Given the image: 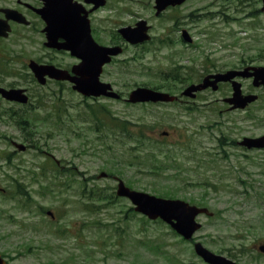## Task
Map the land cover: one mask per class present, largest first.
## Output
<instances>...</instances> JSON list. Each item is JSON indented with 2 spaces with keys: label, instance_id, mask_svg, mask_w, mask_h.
Masks as SVG:
<instances>
[{
  "label": "rangeland",
  "instance_id": "obj_1",
  "mask_svg": "<svg viewBox=\"0 0 264 264\" xmlns=\"http://www.w3.org/2000/svg\"><path fill=\"white\" fill-rule=\"evenodd\" d=\"M154 6V0H108L93 16L106 46L122 41L121 27L150 25V42L126 46L104 68L101 80L123 98L138 87L179 94L185 80L196 83L212 71L264 66L262 0H188L159 16ZM45 41L37 27L28 28L25 41L11 40L14 48L0 59V86L31 94L27 106L1 100L0 253L7 264H205L195 241L239 264H264V150L237 144L264 135V88L240 80L259 100L235 111L222 101L230 87L185 105L86 100L67 83L31 80L30 59L49 54L57 65L72 62L67 53H50ZM100 105L109 113L94 115ZM113 117L128 120V132ZM119 179L213 215L199 216L202 228L184 241L118 197ZM13 180L25 184L29 197L10 195ZM92 188L100 199L89 197ZM91 203L99 208L89 209Z\"/></svg>",
  "mask_w": 264,
  "mask_h": 264
},
{
  "label": "water",
  "instance_id": "obj_2",
  "mask_svg": "<svg viewBox=\"0 0 264 264\" xmlns=\"http://www.w3.org/2000/svg\"><path fill=\"white\" fill-rule=\"evenodd\" d=\"M187 0H155L157 15L170 6L183 4ZM87 3L94 4V10L104 6L107 0H86ZM264 12V0L263 8ZM84 13L82 6L75 3L74 0H45V7L39 10L43 19L46 21L45 32L47 34L46 46L51 48L71 51V53L82 60L73 71L76 76H71L66 70L58 69L53 65H39L32 61L30 68L35 77L41 84L46 83V76L56 80H69L74 83L73 89L85 96H106L110 98H119V94L113 91L112 86L100 81V75L103 66L110 63L112 56L122 52L119 47L99 46L92 38L89 21ZM87 13L85 12V15ZM23 23L24 20H22ZM5 27H0V35L5 34ZM9 28L6 29V31ZM149 26L142 20L135 27H124L119 30L120 34L131 44H138L150 39L148 35ZM7 35V34H5ZM64 42L59 43V39ZM184 38L189 40L188 35L184 33ZM251 71V72H250ZM236 76L253 77L255 87H264V67H252L244 71H229L225 74H215L204 78L203 82L189 86L183 95L196 98V94L209 87L214 91L218 89V82H227L233 80ZM233 95L225 101L230 103L231 109H244L248 104L258 99L257 95H243L241 84L232 81ZM0 94L9 101L27 103L28 96L22 89H5L0 87ZM176 96L169 93L156 91L146 87L134 89L128 101L131 103L143 102H173ZM1 111V104H0ZM16 147L24 151L26 146L15 144ZM240 145L252 148H264V136L251 138L245 137ZM102 177L106 174H102ZM117 195L127 197L136 206L135 210L151 220L161 218L164 222L170 224L172 228L186 240L193 238L194 234L201 229L202 225L196 221L198 215L208 213L207 209L198 208L189 205L182 200L164 199L150 195L145 192L132 190L120 180L117 188ZM51 214V213H49ZM263 250V248H261ZM195 251L205 262L209 264H237L226 257L217 255L200 242L195 244ZM0 264H7L0 254Z\"/></svg>",
  "mask_w": 264,
  "mask_h": 264
},
{
  "label": "flooded vegetation",
  "instance_id": "obj_3",
  "mask_svg": "<svg viewBox=\"0 0 264 264\" xmlns=\"http://www.w3.org/2000/svg\"><path fill=\"white\" fill-rule=\"evenodd\" d=\"M76 1L78 3H81L82 5H84L86 11L88 12L87 18L90 21L91 33H92V36H93L95 42L100 46H106L102 42V40L100 39V35H98L99 32L102 34V31L98 27L96 28V26H95L96 24L94 23L93 16L95 14V11H97V10L94 11L92 9L93 5L86 4L85 0H76ZM44 5H45L44 0H0V27H5V28L9 27L10 28L8 36L7 35L5 36V34L0 35V59L2 60L1 62H3L5 60V56L11 52L12 48H14V46L11 45V40L15 41L18 44H21V42L25 41V39H26V32H27L28 28L37 27L39 29L40 33L43 34L45 39H46V34L44 33V30L46 28V23L38 13L39 10H42L44 8ZM173 8H175V7H173ZM156 16H158V15L156 14ZM23 18L25 19V21H29V25H25L23 23H20ZM118 37H119V40H122V41L119 44L112 42L113 44H111L109 46H118L119 45L123 48V51H124L125 47L130 46V45L127 44L122 39V37L120 35H118ZM182 40L184 41L183 37H182ZM192 41L193 40L191 38L190 44L192 43ZM62 42H63V39L60 38L59 43H62ZM144 44H146V43H143L141 45H135V46L136 47L142 46ZM47 49L49 50L50 53H54V54H64V53L66 54L67 53L69 55V57L72 59V62H70L69 64L66 63L65 66L57 65L54 63L53 59L49 58L50 55L46 54L45 57L41 60L30 59L28 61V66H29L31 61H35L39 65H43V66L54 65L57 68H60V69H63V70L70 72L72 76H75L73 69L82 62V60L80 58L73 55L70 51L57 50V49H52V48H47ZM245 68L246 67L242 65L241 67L231 68L229 70H216L214 72L212 71V72L207 73L203 76H200L197 79L196 83H192L193 79H191V80L188 79L187 81L185 80V82L183 84L186 85V87H187V86L192 85V84L201 83L203 81V79L209 75L223 74V73H227L229 71H242ZM103 73H104V70H103ZM31 80L36 82V79L34 78L33 75H32ZM237 80L238 81L249 80L252 82L251 79H242L241 77H237ZM63 83H67L71 87L73 86L71 83H68V82H63ZM188 83H190V84H188ZM224 87H230L231 88V83L230 82H227V83L219 82V90L217 92L221 91L222 88H224ZM13 88H22V87H13ZM185 88H183L179 94H176L178 96V99H176L174 102L169 103L167 105H177V104L178 105H185L187 103H190V100H192V99H190L188 97H184L181 94ZM22 89L26 90L29 97L31 96V94H29L28 88H22ZM208 90H206V91H208ZM243 92H244V90H243ZM244 93L247 94L248 92H244ZM199 95L200 94H198L197 98L199 97ZM230 95L227 97H223L222 101H224V99L230 97ZM121 99L125 101L122 94H121L120 100ZM12 104L19 105L17 103H11V105Z\"/></svg>",
  "mask_w": 264,
  "mask_h": 264
},
{
  "label": "trees",
  "instance_id": "obj_4",
  "mask_svg": "<svg viewBox=\"0 0 264 264\" xmlns=\"http://www.w3.org/2000/svg\"><path fill=\"white\" fill-rule=\"evenodd\" d=\"M92 112H93L94 115H98L99 113H106V112L109 113V111L107 109H105V107L102 106V105H100L99 108L96 109V110L93 109ZM22 119H23V117H21L19 119L20 120V122H19L20 124L19 125H22V129H26L27 126H30L29 121H28V119H23V120ZM113 120L114 121H118L117 118H115V117H113ZM117 125L118 126L116 128H119L122 131L126 132V126L128 125V120H121V122L118 121V124ZM223 147H224V145H223ZM9 162H11V161H9ZM13 181H14V189L11 192L10 195L13 196L14 194H20V195H25L26 197H29V192L26 190L25 184L21 183L19 180H13ZM243 183H245V182H243ZM89 191L91 193V195L89 193V197L91 199H93V198L100 199L99 196L98 197H94V196L98 195L97 194L98 192H97V189L96 188H92ZM160 194H162L160 196H164V197L172 196L169 193H165V194L160 193ZM87 207L89 209H91V210L92 209L99 208V206H96V204H94V203H91V205L88 204Z\"/></svg>",
  "mask_w": 264,
  "mask_h": 264
}]
</instances>
